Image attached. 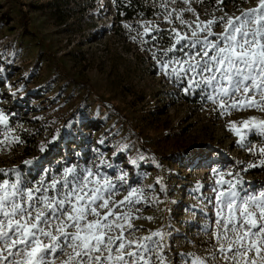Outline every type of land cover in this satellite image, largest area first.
<instances>
[{"label":"rangeland","instance_id":"obj_1","mask_svg":"<svg viewBox=\"0 0 264 264\" xmlns=\"http://www.w3.org/2000/svg\"><path fill=\"white\" fill-rule=\"evenodd\" d=\"M137 1L0 0V111L8 117L7 129L0 125V139L9 130L20 139L0 150V169L19 166L36 178L42 168L99 166L118 186L117 177L127 173L115 199L122 200L129 187L143 192L131 208L135 230L128 238L164 232L179 262L176 254L205 255L214 243L211 232L203 230L215 228V210L205 199L212 195L213 168L239 171L246 189L264 186V166L242 171L259 165V153L248 148L264 147L261 138L250 134L242 147L229 130L232 122L264 120V112L221 115L198 93L186 96L147 50L169 46V30L180 25L169 24L164 14L186 5L178 0L165 10L162 0ZM257 3L223 0V11H217L216 0H191V7L203 21L210 15H239ZM122 5L132 9L131 16ZM17 6L26 12L27 27L19 21ZM183 19L196 16L184 12ZM142 25L160 32L150 28L143 36L147 43H141ZM25 160L34 163L25 166Z\"/></svg>","mask_w":264,"mask_h":264},{"label":"snow or ice","instance_id":"obj_2","mask_svg":"<svg viewBox=\"0 0 264 264\" xmlns=\"http://www.w3.org/2000/svg\"><path fill=\"white\" fill-rule=\"evenodd\" d=\"M177 2L162 0L161 7L167 10ZM179 2L186 7L164 14L169 24L180 25L169 30V46L147 49L159 71L186 96L198 93L202 101L216 105L213 110L221 115L245 109L264 112V0L241 9L239 15H210L203 21L191 0ZM222 5L223 0H216L215 10L223 11ZM184 12L196 19L186 21ZM218 25L223 26L221 32L215 31ZM142 27L141 43H147L143 36L150 28L160 32L151 25ZM0 125L8 127L3 111ZM240 125H229L238 144L246 147L250 134L264 144V120L250 118ZM19 142L6 131L0 150ZM248 151L258 152L261 159L259 165L249 164L242 171L264 166V147L253 145ZM33 163L23 161L29 167ZM212 173V195L205 199L215 210V228L205 225L203 230L211 232L214 243L205 255L176 254L177 262L164 232L128 238L135 230L131 208L140 203L143 192L129 187L122 200L115 199L127 183V173L117 177L118 186L99 166L42 168L36 178H29L19 166L0 169V264H56L57 259L59 264H264V186L246 189L239 171L213 168Z\"/></svg>","mask_w":264,"mask_h":264},{"label":"trees","instance_id":"obj_3","mask_svg":"<svg viewBox=\"0 0 264 264\" xmlns=\"http://www.w3.org/2000/svg\"><path fill=\"white\" fill-rule=\"evenodd\" d=\"M134 1H137V0H134ZM8 2H12L14 4L15 2L18 3V0H8ZM137 3H138V1H137ZM139 5L141 6L142 4H139ZM122 9L125 10L126 16H131L133 13L132 9L131 8L129 9L127 6L122 5ZM17 10H18L19 21L22 23V25L24 27H27L26 12L21 8V6H17ZM81 82H82L83 86L87 87L86 82H83V81H81ZM113 109H114V111H118L117 108H115V107H113ZM147 150H150V148H147ZM151 153H153L155 157H158V156H156V154L153 151H151ZM59 155H61V152H59V154H57V156H59Z\"/></svg>","mask_w":264,"mask_h":264}]
</instances>
